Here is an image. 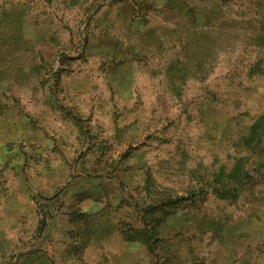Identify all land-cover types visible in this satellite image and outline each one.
<instances>
[{
  "label": "rangeland",
  "instance_id": "374dc122",
  "mask_svg": "<svg viewBox=\"0 0 264 264\" xmlns=\"http://www.w3.org/2000/svg\"><path fill=\"white\" fill-rule=\"evenodd\" d=\"M0 264H264V0H0Z\"/></svg>",
  "mask_w": 264,
  "mask_h": 264
}]
</instances>
